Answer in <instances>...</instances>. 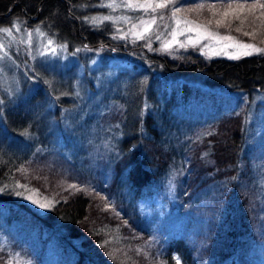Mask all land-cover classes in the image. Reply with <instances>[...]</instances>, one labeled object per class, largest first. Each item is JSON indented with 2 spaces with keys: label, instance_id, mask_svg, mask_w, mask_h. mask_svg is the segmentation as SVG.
I'll return each instance as SVG.
<instances>
[{
  "label": "trees",
  "instance_id": "16d2710c",
  "mask_svg": "<svg viewBox=\"0 0 264 264\" xmlns=\"http://www.w3.org/2000/svg\"><path fill=\"white\" fill-rule=\"evenodd\" d=\"M100 2L0 0V27L13 22L39 27L46 38L66 45L71 59L66 69L39 63L16 88L0 82V188L6 186L0 195L1 218L30 220L32 232L44 240L41 250L54 246L52 261L59 264H177V259L179 264H252V241L264 238V143L245 146L244 112L217 110L223 95L209 92L217 115L194 125V88L188 80L204 84L205 90L196 93L201 100L213 87L244 92L249 105L252 92H264V53L239 59L196 53L174 60L139 49L137 43L125 46L115 41L109 23L84 19L97 18ZM200 2L219 4L183 0L181 13L206 22L212 13L207 7L196 10ZM248 23L243 31H252ZM237 25L210 26L264 48L259 20L253 37L235 32ZM97 51L114 52L118 61L104 56L93 70L90 62ZM75 65L84 71L80 79ZM98 75L104 78L101 83H95ZM63 122L62 130L69 127L77 141L62 148L57 140ZM103 125L119 130L120 137H104ZM198 134L201 141L195 139ZM181 141L189 144L180 147ZM102 145L115 153L116 167L106 186L110 193L96 187L105 183L101 174L88 175L90 156L80 163L67 157ZM55 150L64 153L66 168L53 162ZM182 153L188 163L179 162ZM120 188L117 200L123 211L109 199ZM34 191L55 204L45 215L31 211L26 195ZM142 202L151 211L142 209ZM163 219L176 223L171 233L160 231ZM24 254L41 259L31 250ZM0 264H9L2 249Z\"/></svg>",
  "mask_w": 264,
  "mask_h": 264
},
{
  "label": "rangeland",
  "instance_id": "374dc122",
  "mask_svg": "<svg viewBox=\"0 0 264 264\" xmlns=\"http://www.w3.org/2000/svg\"><path fill=\"white\" fill-rule=\"evenodd\" d=\"M183 0H178V4L176 6H179V4ZM112 0H102L100 2V13L97 15V21L98 24H105L109 23L111 25V30L113 34V38L117 43H121L125 46L137 43V47L139 49H143L147 52L151 53H156L160 56H170L174 60H180L184 57H191L192 55H196V53L203 55L205 57H219V56H225L227 58H230L231 56H235L241 51L240 49L236 47H224V45L228 44L231 45L235 43L236 41H241L237 39L236 41L233 40H221L219 38L217 39H211L208 38L204 33L203 30L200 32L192 31V32H183V34H179L183 29L188 27L183 21L185 19L195 21L197 23H206V22H201L197 20V17L195 16H189L188 17L181 12L177 14V18L181 20L180 25H176L175 19L170 18V10L173 7V5H169L168 8L166 9H158L155 15L157 16V23L152 26L151 29H149L148 32H144L143 29L145 25H141L139 23L140 19H146L150 20L151 11H149L148 15H144V13L141 11H133L128 8L124 7H119V8H108V7H102L101 5H107L111 3ZM117 4H122L125 2V0H115ZM163 14L165 16V20L161 21L159 19L160 15ZM106 15H110L113 17L112 20L104 21L103 17ZM128 16L130 17V20L126 22L124 19H116L117 17H124ZM207 19L208 17H204ZM216 18H219L218 16ZM205 21V20H202ZM167 23L168 28L165 29L163 25ZM132 24H137V28L135 29V32L141 33L143 38H137L136 36L132 35L130 32V29L132 28ZM193 28H195V24L192 25ZM212 31L218 32L221 37L223 36H233L231 34H225L221 33L212 26H209ZM21 31L13 33L12 37L6 36L5 34L0 33V40L3 41V43L7 46V50L9 51V55L7 57H4L0 59V82H4L6 86L8 84L12 88H16L21 82H24L33 74V70L35 67L38 66V64H43L45 65V68H49L51 66H60V68L66 69L67 67L70 66V56L69 52L67 49V46L65 48H60L58 47L59 45H64L60 43H54L49 46L48 45V38L45 36H40L37 34L34 30L35 28H26L22 27L20 25ZM175 29L176 32L178 33L175 40L173 41V37L171 35L172 30ZM27 32H32V37H31V43H27L28 41V36ZM163 33L161 35V39L157 40L156 35ZM204 35V38L199 41L198 44L193 46L191 43L188 41V37L191 36L193 40L197 39L198 36ZM234 37V36H233ZM259 37V36H258ZM256 37V38H258ZM51 39V38H49ZM171 41L172 46L169 49H164L163 45L164 43H167ZM244 43H248L245 41H242ZM151 43V48H149L147 45ZM180 43H186L188 44L187 48H180L179 44ZM205 45H208V47H204ZM256 45V44H255ZM257 47H260L256 45ZM49 47L52 49H55L56 51L50 52ZM203 49V51H201ZM41 53H45V55H41ZM130 53V52H129ZM219 53V54H215ZM104 56H107L110 58L111 62H117L118 59H116L117 55L112 53H105L103 51H97L95 56L92 58V61L90 62L91 67H93V70L98 68V65L102 58ZM242 57V56H240ZM118 58V57H117ZM232 59V58H230ZM73 61V60H72ZM33 66V67H32ZM80 68L76 75L80 79L84 71L79 65H75V69ZM103 77L101 75H98L95 79V83H101L103 81ZM164 80V79H163ZM182 81V79H176L175 81L169 80V82L174 83V82H179ZM194 88V91L191 95V101L194 103L193 108H191V111L194 112L195 117L193 118V124H198L197 119H199V124H205V120L203 118L205 117H212L217 115L214 112H212V107L211 104L213 103L210 98H207L209 92L212 94H217V95H223L225 98V101H223L222 105H218V109L220 110L221 113H227L228 111L232 109L241 110L244 112L245 115V146L247 147L248 145H259L264 143V92H252V98L253 101L250 100L249 105H247V94L244 92H232L229 90H224V89H219V88H213V87H207L208 91H205L206 94H204L202 91V98H198L196 96V93L204 89V84L201 81H196V80H188ZM24 84V83H23ZM175 84V83H174ZM32 87V85H30ZM259 90V89H257ZM255 90V91H257ZM213 96L211 95V98ZM200 99V101H198ZM214 99V98H213ZM215 100V99H214ZM230 101L228 104L226 101ZM216 102H220L219 99ZM88 113V112H86ZM63 114V113H62ZM211 115V116H210ZM68 116V115H67ZM65 115L63 118H67ZM84 117V115H83ZM68 120V119H67ZM67 122V121H64ZM61 125L60 130H59V136L60 139L57 140V144L61 146L62 148L64 147V144H70L74 145L75 142L77 141V137L74 136V134L70 131L69 127L66 129L64 127V130H62V127L64 125ZM193 124L191 128L193 127ZM68 126V124H67ZM71 127H73L72 124H70ZM96 126H98L96 124ZM51 127H53L51 125ZM94 128V127H93ZM74 129H78L75 128ZM63 132H67V136L62 137ZM79 132H82L81 128ZM101 132L104 137H110L112 140L114 139L117 140V138L120 137V131L115 130V128L110 127L109 125H103ZM106 132L107 135L104 133ZM192 135V134H191ZM200 135V134H198ZM195 137V139H202V135ZM99 135V139H100ZM81 139V138H80ZM191 139H194V136H191L189 138V141ZM189 141L187 142H180L179 145L180 147L188 145ZM101 144V141L96 146H99ZM192 149V148H191ZM179 148L177 149L176 152H181L178 151ZM82 153H68L67 157L68 159H73L76 160L78 163H80L83 159V157H88L90 156L91 160V167L88 168L89 176L91 174H101L103 177V180H105L104 184L98 185L96 187L103 188L104 192L110 193V191L106 188L108 186L109 182V174L111 171V176H112V169L116 167V164H113L114 161L112 160V156L115 155L114 151L111 150V146L109 145H102L101 149L96 148L93 150V152H87L85 150L81 151ZM186 154H189V151H185ZM182 153L181 154V159L179 162H187V157L186 154ZM53 155V162L55 164L65 166L66 168V163H65V155L62 152H59L58 150H55L52 152ZM92 156V157H91ZM67 159V158H66ZM188 163V162H187ZM64 164V165H63ZM120 165V164H118ZM93 166V167H92ZM75 166H71V169H77ZM105 171V172H104ZM104 172V173H103ZM107 173V175L105 174ZM65 174L63 170V175ZM78 176L79 174L77 172ZM110 176V177H111ZM80 178V177H78ZM56 188H60L59 185L55 186ZM126 190V189H125ZM124 190V191H125ZM120 190L116 193V197H110L115 206L120 208L123 211V206L120 205L119 201L117 199H120ZM35 192V191H34ZM2 194V191H0V195ZM30 197V198H29ZM26 198L28 202L31 204V208L34 213L36 214H41L45 215V213L52 207L54 206V202L47 199V196H40L38 193H29L27 192ZM54 200V199H52ZM26 201V200H25ZM35 201V202H33ZM40 204H45L46 207H40ZM33 206V207H32ZM142 209H146V211H151L149 206V203L142 202L141 203ZM18 207V206H16ZM3 214H7L8 211L4 210ZM22 219H18V221H15L14 219L10 218L9 215H3L1 218L0 214V249L5 251L6 253L9 254V264H59L56 262H53L52 259L57 257L56 249L54 246H48L44 251L41 250V245L42 242H44L43 239L39 240L36 237V234L32 232L31 226H33L32 222L30 220L28 221H22ZM162 222L166 223L160 231L162 233L166 231L167 233H171V231L176 228V223L172 222H165L166 220L163 219L161 220ZM264 232V231H263ZM19 244V245H18ZM30 245V246H29ZM251 246L253 248L252 251L248 253L250 257V262L252 264H264V238L261 239L259 238L257 241H252ZM29 247V249H26V247ZM33 249V250H32ZM31 253L40 255V261L38 262L35 260V258L31 255L29 258L24 254L26 251H30ZM180 260V259H179ZM180 263V261H179Z\"/></svg>",
  "mask_w": 264,
  "mask_h": 264
},
{
  "label": "snow or ice",
  "instance_id": "6c2138e0",
  "mask_svg": "<svg viewBox=\"0 0 264 264\" xmlns=\"http://www.w3.org/2000/svg\"><path fill=\"white\" fill-rule=\"evenodd\" d=\"M178 4V0H125L122 4H117L115 0H112L111 3L107 5H101L102 7H108V8H119V7H124L128 8L133 11H141L144 13V15H148L149 11L153 15H151L150 20L146 19H140L139 23L141 25H145L143 31L148 32L149 29L152 28L153 25L157 23V16L155 13L157 12L158 9H166L168 8L169 5H173V7L170 10V18L175 19L176 25L181 24V20L177 18V14L181 12V7L176 6ZM205 7L208 8V10L212 13V18H209L206 20V23H197L195 21L187 20L185 19L183 22L188 25L185 29H183L179 34H183V32H200L203 30V33L211 39H221V40H233L236 41V38L233 36H223L221 37L218 32L212 31L211 28L209 27L212 24H215L217 28L224 27L228 29L233 28V22L234 21H239V25L235 26L234 30L237 33H241L245 37H253L257 31L255 25L256 21L259 20V24L261 27H264V0H252L251 3H249V0H228L227 3H224L223 0H219V4L217 3H208L207 5L203 2L196 3L195 4V9L200 10L204 9ZM259 9V16L257 17L256 10ZM219 16V18H216ZM249 17H252L251 20H249ZM86 21L96 23L97 18L96 17H84ZM113 17L110 15H106L103 17L104 21L112 20ZM116 19H124L126 22L130 20V17L124 16V17H117ZM159 19L161 21H164L166 18L163 14L160 15ZM245 21H249L248 27L252 28V31H243L244 26H245ZM195 24V28L192 27V25ZM165 29L168 28V24L165 23L163 25ZM137 28V24H132V28L130 29V32L132 35L136 36L137 38H143L141 33L135 32V29ZM21 31L20 25L18 22H13L11 27H0V33L5 34L6 36L12 37L13 33ZM37 34L40 36H45L46 34L41 31L39 27H37L34 30ZM28 36V41L27 43H31V37H32V32H27L26 33ZM177 32L175 29L172 30L171 35L173 37V41L175 40L177 36ZM161 35L163 33H160L156 35V39L160 40ZM204 38V35L198 36L197 39L193 40L191 36L188 37L189 43H191L193 46L199 43L201 39ZM54 43L52 39H48V45L51 46ZM149 48H151V43L147 45ZM172 46V42L169 41L167 43H164L163 47L164 49H169ZM58 47L60 48H65L66 45H59ZM180 48H187L188 44L186 43H180L179 44ZM204 47H208V45H205ZM224 47H236L240 49L239 53L235 56H231L230 58L232 59H239L240 56H250L253 55L254 53H264V48L262 47H257L253 43H244L242 41H236L235 43L231 45H224ZM50 52H55V49H52L49 47ZM79 51V49H77ZM203 51V49H201ZM219 54V53H215ZM9 55V51L7 50V46L3 43L2 40H0V59L7 57ZM41 55H45V53H41ZM23 187V186H22ZM75 185H69V188H75ZM5 188H0V191H5ZM22 192L17 191L16 195H22ZM30 198V197H29ZM35 202V201H33ZM40 207H46L45 204H40ZM106 207H110V205H106ZM177 264H179V261L177 259Z\"/></svg>",
  "mask_w": 264,
  "mask_h": 264
}]
</instances>
